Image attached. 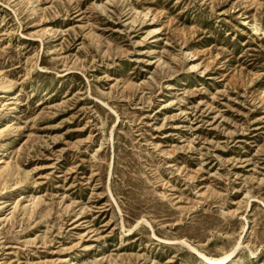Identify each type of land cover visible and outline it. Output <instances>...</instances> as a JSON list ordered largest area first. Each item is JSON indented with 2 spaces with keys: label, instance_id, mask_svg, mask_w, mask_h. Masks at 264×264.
<instances>
[{
  "label": "rangeland",
  "instance_id": "rangeland-1",
  "mask_svg": "<svg viewBox=\"0 0 264 264\" xmlns=\"http://www.w3.org/2000/svg\"><path fill=\"white\" fill-rule=\"evenodd\" d=\"M2 152L0 264H264V0H0Z\"/></svg>",
  "mask_w": 264,
  "mask_h": 264
},
{
  "label": "bare ground",
  "instance_id": "bare-ground-1",
  "mask_svg": "<svg viewBox=\"0 0 264 264\" xmlns=\"http://www.w3.org/2000/svg\"><path fill=\"white\" fill-rule=\"evenodd\" d=\"M13 121H16V119H13ZM7 167H8V163L6 161V158H4V153L2 152L0 154V171L7 169ZM229 256L230 255H227V256L222 257V258H209V257L203 255L205 262L208 264H222L224 261H226L229 258Z\"/></svg>",
  "mask_w": 264,
  "mask_h": 264
}]
</instances>
